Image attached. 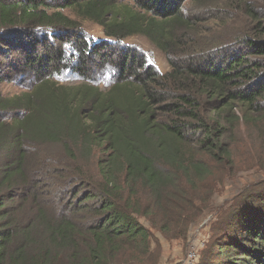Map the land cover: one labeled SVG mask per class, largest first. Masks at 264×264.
Segmentation results:
<instances>
[{
    "label": "trees",
    "instance_id": "obj_1",
    "mask_svg": "<svg viewBox=\"0 0 264 264\" xmlns=\"http://www.w3.org/2000/svg\"><path fill=\"white\" fill-rule=\"evenodd\" d=\"M128 1L0 0V55L19 51L11 78L28 82L0 92V264H157L155 231L185 239L194 185L213 175L211 162L229 166L240 120L264 135L262 23L226 50L185 11L208 0ZM79 20L101 25L106 39L88 37ZM137 33L166 56L168 71L129 45L119 65L113 53L83 74L90 58L104 60L101 50ZM52 142L72 163L32 164L35 145ZM96 148L98 182L73 163ZM241 196L218 214L197 264H264V180Z\"/></svg>",
    "mask_w": 264,
    "mask_h": 264
},
{
    "label": "rangeland",
    "instance_id": "obj_2",
    "mask_svg": "<svg viewBox=\"0 0 264 264\" xmlns=\"http://www.w3.org/2000/svg\"><path fill=\"white\" fill-rule=\"evenodd\" d=\"M118 1L123 3L129 2L128 0ZM247 8L253 10L254 16L248 13ZM208 10H210V12H208ZM185 11L189 14L191 13L194 18L202 20L198 30H205L211 39L219 38L225 41L222 44L226 46V50L227 48L229 49L228 44L230 41L233 42L236 37L242 36L246 30H253L258 21L264 25V0H208L202 3L188 2ZM214 11L216 14L220 13V15L223 16L215 23H213V21H211L212 18H210ZM64 12L67 14L71 13L70 10L69 12ZM205 12H208V14L203 15L202 13ZM79 22H81V27L85 30L88 37H94L96 41L106 39L101 25L92 20H79ZM199 38H202V36ZM120 39H123L122 42L116 41V43L112 44V51L110 49L101 50L105 56L104 60L101 61L95 57L90 58L88 60V67L83 74L88 76L89 73L103 68L105 66L104 64L111 59L113 53L116 57L113 62H117L119 65L125 54H131L127 52L130 51L131 47L146 52L148 59L151 62L154 61L162 72L168 71L166 56L161 53L157 45L148 37L137 33ZM23 41L34 45L30 37H24ZM129 45H131V47H129ZM12 47L19 46L15 45ZM37 49L40 53L43 48L37 47ZM5 52H8L9 56L4 57ZM5 52L0 55V92L4 95H14L24 91L28 82L26 79L21 83L12 80V78H15L12 77V72L15 68H22L20 66H14L16 62H20L19 51H11V47H8ZM182 56L190 58L194 56V53H187ZM214 56L220 60L223 55L216 51L212 53L211 58L215 59L216 57ZM134 64L135 61L132 62L131 66L133 67ZM117 68L116 70H118ZM78 79L81 80V77H76V79H71L66 83L68 85L81 83ZM100 88L107 90L109 86H100ZM239 115L241 114L239 113ZM259 127H261V125ZM259 127L252 126L250 123L245 124L240 120L239 125L236 127L235 135L232 139L233 141L230 143L231 162L228 163L229 166L223 167L222 164L211 162L210 165L213 170V175L194 185V187H196L194 194L197 199L193 208L190 206L185 213L191 218L190 221L192 222L185 239L170 241L165 239L160 231H155V235L160 241V243H158L160 248V260L157 264H185L186 256L188 252L192 250L191 248L197 252V258L194 263L197 264L198 259L201 257L202 250L212 236L211 228L218 214L236 206L242 194L250 190H255L262 185L264 180V163L261 166L257 157L261 158L264 162V149L262 148L264 147V138H262L264 135H262L261 130L258 131ZM72 148L73 151L76 152V147L74 146ZM103 155L104 154L96 148L88 157L77 155L78 158H75L73 163L80 165L85 174L89 175L90 180H97L98 182L100 180L98 164L99 159L102 158ZM31 156L30 162L32 164L39 163L43 160L45 163H49L51 167L59 166L60 164H71L73 161L65 155L61 142H52L48 144L37 143L35 145L34 154L32 153ZM137 193V196L141 195L139 189ZM140 203L143 206L147 204L146 201ZM161 216L162 213L157 212L152 220L161 222ZM137 218L145 227L151 226V221L147 219V217L141 215L137 216Z\"/></svg>",
    "mask_w": 264,
    "mask_h": 264
},
{
    "label": "built area",
    "instance_id": "obj_3",
    "mask_svg": "<svg viewBox=\"0 0 264 264\" xmlns=\"http://www.w3.org/2000/svg\"><path fill=\"white\" fill-rule=\"evenodd\" d=\"M191 249L192 250H190L186 256L185 264H194L195 263V260L197 258V252L193 248H191Z\"/></svg>",
    "mask_w": 264,
    "mask_h": 264
}]
</instances>
